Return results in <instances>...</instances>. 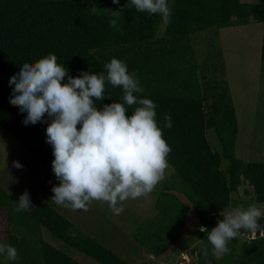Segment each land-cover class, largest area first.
I'll use <instances>...</instances> for the list:
<instances>
[{
    "label": "trees",
    "instance_id": "1",
    "mask_svg": "<svg viewBox=\"0 0 264 264\" xmlns=\"http://www.w3.org/2000/svg\"><path fill=\"white\" fill-rule=\"evenodd\" d=\"M168 6L170 15L162 36L157 37L164 18L136 11L130 0L128 7L126 0L117 4L112 0H0V127L51 172L54 157L45 140L48 119L24 125L26 113L8 99V76L24 58L36 60L53 52L67 74L75 77L81 71L103 72L104 63L117 57L139 78L144 90L137 95L154 101L155 118L170 147L167 165L173 170L165 189L183 196L185 202L161 193L155 204L157 214L132 234L151 255L175 244L189 213L196 219L197 231L214 227L222 219L220 212L231 208L230 195L244 184L252 189L255 202L264 204V162H245L233 154L237 128L227 82L205 79L201 86L189 44L199 32L254 19L262 25L259 60L260 71L264 70V0H168ZM111 19L117 20L119 30L110 25ZM104 93L96 100L98 108L112 100L122 102L120 86L105 82ZM135 107L126 106L127 112ZM165 113L172 118L171 128L164 127ZM206 130L214 131L221 156L208 144ZM222 160L227 163L225 170ZM15 207L0 188V209L15 233L7 243L19 257L8 264H81L44 242L41 230L99 264H127L45 203L30 211H14ZM259 222L264 226V215ZM203 232L199 235L208 245ZM251 234L254 237L247 238ZM203 247L192 251L196 264H214L211 246L207 255ZM228 247L230 252L221 257L231 259V264H264V231L243 232Z\"/></svg>",
    "mask_w": 264,
    "mask_h": 264
},
{
    "label": "clouds",
    "instance_id": "2",
    "mask_svg": "<svg viewBox=\"0 0 264 264\" xmlns=\"http://www.w3.org/2000/svg\"><path fill=\"white\" fill-rule=\"evenodd\" d=\"M118 2L112 0L113 4ZM130 3L136 11L159 13L163 18L170 15L168 0ZM109 23L119 30L116 19ZM103 67V72L81 71L74 77L67 74L53 52L36 60L24 58L8 76V99L26 113L22 117L24 125L48 119L45 140L52 148L51 170L59 182L51 187L54 195L50 200L74 211L87 210L93 199L105 201L114 214H120V202L147 195L163 179L170 147L155 118L154 101L137 95L144 89L135 72L117 57H111ZM105 82L120 86L122 102L112 100L98 108L96 100L105 97ZM133 104L136 107L129 114L126 106ZM164 127H172L168 113L164 114ZM12 164L22 167L15 160ZM13 203L14 211L30 209L28 190ZM262 215L264 210L256 203L224 208L222 219L214 227L206 230L202 226L200 230L207 232L213 254L228 253L231 239L243 232L264 231L259 222ZM208 245L201 249L205 255ZM0 256L9 261L19 259L17 249L2 241Z\"/></svg>",
    "mask_w": 264,
    "mask_h": 264
},
{
    "label": "rangeland",
    "instance_id": "3",
    "mask_svg": "<svg viewBox=\"0 0 264 264\" xmlns=\"http://www.w3.org/2000/svg\"><path fill=\"white\" fill-rule=\"evenodd\" d=\"M165 23L166 18L159 26L157 37L162 36ZM224 29L226 30L207 29L197 33L189 41L192 46L195 66L200 71L197 73L198 75L200 74L201 86H203L205 79L208 81L227 82L237 128L233 149L235 158L245 162H264V70L260 71L259 60L262 25L249 18L233 29ZM189 57L191 58L192 56ZM211 102L212 99L208 103ZM1 135L0 143H3L4 150L3 145L0 144V160H4L7 163L8 158L15 159L17 150L23 148L4 131ZM205 137L211 149L221 156L222 148L214 131L206 130ZM226 166L227 163L222 160V169L225 170ZM16 172H19L18 177H20L17 181L23 185L26 184L25 189L28 190L30 183L28 184L26 177L30 178L29 172L26 174L22 173L20 169L15 167V173L9 172L8 169L7 173L4 174L13 177ZM172 172L173 170L167 165L163 179L154 186L150 193L120 202L123 205V211L120 214H114L107 202L95 199L88 204L87 210L78 209L74 211L57 204L55 205L59 206V212L63 214V217L68 216L74 222V226L77 229L81 232L95 235L90 236L121 260L129 264H145L146 262L138 263L136 261L139 259L136 256L140 250L138 244L132 238V234L136 230L132 231V229L126 228L127 220L136 223L135 213L139 210L142 215H148L149 213L148 216H151L153 212H148V209H153V200L160 195L159 192L161 190H165V185L170 183ZM177 195L183 197L179 194ZM48 202L54 203L51 200ZM230 203L231 207H247L249 204L256 203L252 189L245 184L242 185L235 193L230 195ZM257 205L264 210V205ZM185 223V229H182L181 236L169 250L161 255V258L170 259V264L179 262L181 257L179 251L185 252L183 254L188 256L189 263L187 264H195L190 258V252L198 243H201L199 234L205 232L194 229L193 220L190 223L186 220ZM133 227L135 226L133 225ZM137 227L138 224L136 225ZM41 231L44 242L61 248L64 253L81 264H99L81 253L67 248L46 231ZM10 234L15 235L5 220L4 210L0 209V241L7 242ZM203 244L205 245L206 242L204 241ZM234 247V250L238 251L240 242ZM214 256V264L232 263L231 259L221 257V253H216ZM141 259L144 262L147 257L144 256ZM160 259L158 260L160 261ZM184 259L186 260V258ZM0 264H8V259L0 256ZM151 264H157V262H151Z\"/></svg>",
    "mask_w": 264,
    "mask_h": 264
},
{
    "label": "crops",
    "instance_id": "4",
    "mask_svg": "<svg viewBox=\"0 0 264 264\" xmlns=\"http://www.w3.org/2000/svg\"><path fill=\"white\" fill-rule=\"evenodd\" d=\"M237 26H233V27H229L230 29H233ZM219 30H226V29H219ZM4 130L0 127V135L2 134ZM5 132V131H4ZM6 133V132H5ZM9 135V134H8ZM2 136V135H1ZM10 136V135H9ZM11 137V136H10ZM12 138V137H11ZM13 139V138H12ZM14 140V139H13ZM15 141V140H14ZM16 142V141H15ZM20 145V144H19ZM21 146V145H20ZM22 147V146H21ZM23 148V147H22ZM18 152L15 153V155L17 154V157H15V159H9L8 158V162L6 163L4 160H0V188L9 196V198L13 201V202H17L18 201V197L19 195L25 190V185L21 184L19 181L18 177V173L16 172V174L13 177H9L6 176L4 173H7V170L9 169V172L15 173V167L12 164V161H18L22 167L18 168L21 170L22 173H30V178L26 177V180L28 182V193H29V198L31 200V204H30V209L26 210V211H30L32 210L38 203L43 202L46 205H48L51 209H53L54 211H56L57 213H59L61 216H63V214H61L59 211V206L55 205V203L52 202H48L50 200L51 194L54 195V193L51 191V187L54 184H58L59 182L55 179L54 173H52L48 168H46L43 164H41L34 156H32L28 151H26L24 148L17 150ZM33 170V171H32ZM25 171V172H24ZM23 189V190H22ZM48 193V194H46ZM161 193H168V194H173L175 195L180 201L185 202L184 199H180L183 197L178 196L176 193H172V191H168V190H161L159 192ZM158 199V196L155 197V199L153 200V209H148V212L151 211V216L146 215H142V212L139 210L135 213L137 221L136 223L134 222H130L129 220H127V225L126 228L132 229V231L137 230L136 225L138 224V226L145 220L148 219H152L156 214H157V209L155 208V204L156 201ZM264 205V204H262ZM63 213V212H62ZM65 219H67L71 224L74 225V222L68 217V216H64ZM193 220L194 222V229L196 228V219L194 217H192V215L189 213V215L187 216V221H189V223ZM186 224V223H185ZM185 224H184V229H185ZM133 225L135 227H133ZM200 230V229H199ZM131 231V232H132ZM201 231V230H200ZM203 232V231H201ZM86 236L90 237L91 239L95 240L94 238H92L91 236H95L93 234H89V233H85L83 232ZM91 235V236H90ZM130 238V237H129ZM201 239H203V236L200 237ZM97 242V241H96ZM201 242V241H200ZM204 242V241H203ZM98 243V242H97ZM137 243V242H136ZM138 244V243H137ZM201 242L200 244L198 243L197 246L195 247H203L204 244ZM101 245V244H100ZM138 248L140 249L137 253L138 255L136 256L137 259L136 261L138 263H147V264H151V262H159V264H170L169 260L166 257H162L161 255L164 252L158 253L156 255H151L149 252H147L143 247H141L138 244ZM194 247V248H195ZM193 248V249H194ZM70 249V248H69ZM192 249V251H193ZM73 250V249H72ZM190 252V258L194 261V263L196 264V257L194 256L193 252ZM63 252V251H62ZM64 253V252H63ZM182 251H179V254L181 255L179 262L177 264H187L189 263V258L187 255H184ZM66 254V253H65ZM146 256L147 259H145V261L143 262L141 257ZM158 256V257H157ZM160 259V261L158 259ZM186 258V260L184 259ZM141 259V260H140ZM185 260V261H184ZM126 262V261H125ZM127 263V262H126ZM145 263V264H146ZM129 264V263H127ZM136 264V263H135Z\"/></svg>",
    "mask_w": 264,
    "mask_h": 264
},
{
    "label": "built area",
    "instance_id": "5",
    "mask_svg": "<svg viewBox=\"0 0 264 264\" xmlns=\"http://www.w3.org/2000/svg\"><path fill=\"white\" fill-rule=\"evenodd\" d=\"M254 237V234H251L250 236H247V238L252 239Z\"/></svg>",
    "mask_w": 264,
    "mask_h": 264
}]
</instances>
